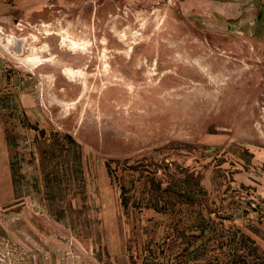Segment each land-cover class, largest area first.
<instances>
[{
    "label": "rangeland",
    "instance_id": "374dc122",
    "mask_svg": "<svg viewBox=\"0 0 264 264\" xmlns=\"http://www.w3.org/2000/svg\"><path fill=\"white\" fill-rule=\"evenodd\" d=\"M0 264H264V0H0Z\"/></svg>",
    "mask_w": 264,
    "mask_h": 264
},
{
    "label": "trees",
    "instance_id": "16d2710c",
    "mask_svg": "<svg viewBox=\"0 0 264 264\" xmlns=\"http://www.w3.org/2000/svg\"><path fill=\"white\" fill-rule=\"evenodd\" d=\"M63 210H66V208H65V209L63 208L62 211H63ZM62 211H61V212H62Z\"/></svg>",
    "mask_w": 264,
    "mask_h": 264
}]
</instances>
